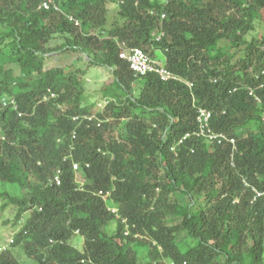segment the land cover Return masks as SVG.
Here are the masks:
<instances>
[{"label": "trees", "instance_id": "obj_1", "mask_svg": "<svg viewBox=\"0 0 264 264\" xmlns=\"http://www.w3.org/2000/svg\"><path fill=\"white\" fill-rule=\"evenodd\" d=\"M57 1L0 0V264H264V0ZM53 53L111 72L102 110Z\"/></svg>", "mask_w": 264, "mask_h": 264}, {"label": "rangeland", "instance_id": "obj_2", "mask_svg": "<svg viewBox=\"0 0 264 264\" xmlns=\"http://www.w3.org/2000/svg\"><path fill=\"white\" fill-rule=\"evenodd\" d=\"M115 19H116L115 10H113L108 15V23L109 22L111 23ZM260 31L261 28L257 26V32L254 33L253 36L257 37V35L261 33ZM262 32L264 33V31ZM59 57L60 58L58 63L53 62L52 64H50V60L47 59L45 67L52 68L49 67V64L50 66H55V65L63 66L68 63H73L75 66L79 67V66H83L84 65L83 63H85V59H81V58L77 59L78 57L77 54L70 55L69 53H64L59 55ZM111 76H112L111 72L105 67H91L89 69L85 68L83 81L87 95L89 93L88 89H95L97 86L103 85L105 82L108 83V80L112 78ZM137 91L138 90H136V92ZM134 94L136 95L135 92ZM99 96L100 95H97V97H95L93 94H89L88 103H94L98 107V104H100V101H102L101 99H98ZM14 212L15 210L13 209L8 210L5 212L4 217L0 219V249H5L8 246L9 240L12 238V235H14L18 230V227L17 226L15 227V225L12 224L14 219ZM26 217L27 215H25V218ZM74 243L78 249L82 248L83 242L81 238L76 237ZM17 256L20 257V259L24 263H27V260L22 253L17 254Z\"/></svg>", "mask_w": 264, "mask_h": 264}, {"label": "built area", "instance_id": "obj_3", "mask_svg": "<svg viewBox=\"0 0 264 264\" xmlns=\"http://www.w3.org/2000/svg\"><path fill=\"white\" fill-rule=\"evenodd\" d=\"M39 9L43 10H59V5L56 0H38ZM72 21V18H69ZM75 25L78 26V22L75 21ZM120 59L126 61L130 67V70L137 76H145L149 73L156 74L162 81L166 82L173 79L171 72L162 68L155 60H152L140 49H124L120 55ZM199 131L197 135L205 137L207 140L225 139L224 136L213 134L209 129L210 114L203 109L199 110L198 115ZM231 142H234L231 140ZM74 169L77 170V165H74Z\"/></svg>", "mask_w": 264, "mask_h": 264}, {"label": "crops", "instance_id": "obj_4", "mask_svg": "<svg viewBox=\"0 0 264 264\" xmlns=\"http://www.w3.org/2000/svg\"><path fill=\"white\" fill-rule=\"evenodd\" d=\"M71 54H74V53H71ZM70 54V55H71ZM59 55H61V54H58V53H56V54H51L47 59H49L50 60V64H52L53 62H56V63H58L59 62ZM79 58H81V59H85V58H83L82 57V55H78V57H77V59H79ZM47 61V60H46ZM50 64H49V67H51L50 66ZM69 64V63H68ZM84 65L83 66H79L78 68H81V70H85V67H87V65H86V59H85V63H83ZM46 65V64H45ZM111 82V79H109L108 80V83H110ZM106 83V82H105ZM104 83V84H105ZM103 84V85H104ZM103 85H99V86H97L95 89H88V96H89V94H93L95 97H97V95H100L99 97H98V99H101V98H103L102 97V95H101V93H100V89L103 87ZM96 90V91H95Z\"/></svg>", "mask_w": 264, "mask_h": 264}, {"label": "clouds", "instance_id": "obj_5", "mask_svg": "<svg viewBox=\"0 0 264 264\" xmlns=\"http://www.w3.org/2000/svg\"><path fill=\"white\" fill-rule=\"evenodd\" d=\"M57 1V0H56ZM57 4L59 5V10L58 11H61V9H60V4L58 3V1H57ZM38 9H39V3H38ZM39 10H42V11H55V12H58V11H56V10H53V9H50V10H43V9H39ZM69 18H72V21L74 22V25H75V21L76 22H78L74 17H72V16H68L67 17V19L70 21V22H72ZM78 24H79V22H78ZM76 26V25H75ZM79 26V25H78ZM47 60V59H46ZM122 60V59H121ZM126 62V61H125ZM45 64H46V61H45ZM56 66H58V65H55V66H51L52 68L53 67H56ZM44 68L45 69H50V68H46L45 67V65H44ZM130 68V67H129ZM142 77V76H141ZM86 95H87V93H86ZM88 96V95H87ZM51 97H55V94H51ZM101 100L102 101H100V104H98V109L99 110H102L108 103H109V99H106V98H101ZM90 104H94V103H90ZM85 118H87V117H85ZM75 170V169H74ZM99 195L100 196H102L103 198L105 197V196H103L102 195V193H99ZM105 201H107V200H105ZM111 209V208H110ZM111 212L112 213H116V210L115 209H111ZM11 240H12V238L9 240V243H11Z\"/></svg>", "mask_w": 264, "mask_h": 264}]
</instances>
